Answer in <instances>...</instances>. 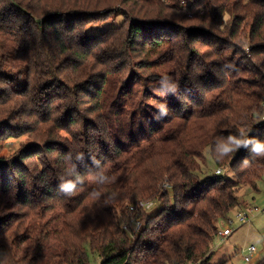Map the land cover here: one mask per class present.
Returning a JSON list of instances; mask_svg holds the SVG:
<instances>
[{
	"label": "trees",
	"instance_id": "trees-1",
	"mask_svg": "<svg viewBox=\"0 0 264 264\" xmlns=\"http://www.w3.org/2000/svg\"><path fill=\"white\" fill-rule=\"evenodd\" d=\"M176 12L214 33L181 40ZM263 108L264 0H0V113L39 148L0 155V264H207L264 176L252 145L220 148L264 141ZM207 159L231 178L205 176ZM152 196L156 228L128 208Z\"/></svg>",
	"mask_w": 264,
	"mask_h": 264
},
{
	"label": "rangeland",
	"instance_id": "rangeland-1",
	"mask_svg": "<svg viewBox=\"0 0 264 264\" xmlns=\"http://www.w3.org/2000/svg\"><path fill=\"white\" fill-rule=\"evenodd\" d=\"M167 15V14H166ZM170 17L164 18L170 20L172 23H175L179 28H181V40H184V32L190 31V29H203L205 31H210L214 33L212 25L205 22L204 20H198V18H191L189 15L183 14L182 12H176L174 16L168 14ZM120 21H116V25L120 24ZM111 22L109 21V24ZM103 28L101 27L100 30ZM99 30V28H98ZM191 34V33H189ZM188 34V35H189ZM219 35V33H218ZM183 36V38H182ZM190 37V35H189ZM264 109V108H263ZM8 112V111H7ZM14 115H6V113H0V122L3 120V124H8L9 122L14 123V125L5 127L7 131L10 130L9 137L6 138V141L3 143V148L0 151V155L5 158H9L14 155H18L24 150H26V154H30L35 152L34 148L31 149L33 141L36 140L34 135L36 134V130L32 129L31 125H28L26 122L25 116H21L14 111ZM264 115V113H263ZM1 126V125H0ZM42 130V128L40 129ZM28 133V134H27ZM8 134V133H7ZM25 147H29L24 149ZM215 166L213 165L210 159H207L206 165L204 166V175H214L215 174ZM222 171V170H220ZM223 178H231V175L227 171H222L221 175ZM258 193L253 192L249 188H242L239 191L240 204H246L245 206L255 207L253 211H248V223H239L236 218L237 211H233L229 215V219L232 221L231 228L233 229L232 234L228 238H220L217 236L215 238V242L212 248V254L207 261V264H220L222 262L227 261L228 264H253L248 263L244 260V252L243 250L250 246H256L258 250L259 257L264 255V204H260V200L264 198V176L261 181L258 183ZM168 197L171 196L170 191H168ZM148 199H156V204L154 205L155 210L150 209L146 211L150 214L153 223L151 226L155 228L157 225L161 224L162 217H154L157 216L158 212L156 211L161 205L160 201L156 197H150ZM170 203V202H169ZM166 205V204H165ZM168 205V204H167ZM170 205V204H169ZM163 205H161L162 207ZM242 213H247V208L241 209ZM145 212V211H144ZM139 221H142L141 218H137ZM220 226L224 224L223 228H226L227 223L225 221L219 222ZM132 225V224H131ZM142 226V224H141ZM128 228V227H127ZM130 230V229H128ZM221 230V228H219ZM139 234V233H138ZM138 234L131 236V238H135ZM129 235V233H128ZM130 236V235H129ZM140 246V244H139ZM91 264H98V260L96 258H91Z\"/></svg>",
	"mask_w": 264,
	"mask_h": 264
},
{
	"label": "built area",
	"instance_id": "built-area-1",
	"mask_svg": "<svg viewBox=\"0 0 264 264\" xmlns=\"http://www.w3.org/2000/svg\"><path fill=\"white\" fill-rule=\"evenodd\" d=\"M262 118H264V115L262 116ZM262 118H261V121L264 123V119H262ZM220 172H221L220 170H217L215 172V174L218 175V174H220ZM165 188H168V186L166 185ZM155 203H156L155 199H148L146 201H137L135 203L129 204L128 208L130 211L137 209V208H141L144 211H148L150 209L154 210ZM251 209L253 210L252 207H250V210ZM236 218H237V221L241 224L249 222L248 215L245 213H242V212H237ZM226 223H227L226 228H223V229L218 231V236L220 238H223V239L227 238L231 234V232L233 231V229L231 228V225H232L231 219H228ZM127 227L128 226H125V225L123 226V228L131 236H134V235L138 234L140 232V230L142 229L141 221H139L138 219H132L130 221L129 227L128 228ZM128 229H130V230H128ZM243 252H244V260L248 263L255 262L259 257L258 250H257L256 246L247 247L243 250Z\"/></svg>",
	"mask_w": 264,
	"mask_h": 264
},
{
	"label": "clouds",
	"instance_id": "clouds-1",
	"mask_svg": "<svg viewBox=\"0 0 264 264\" xmlns=\"http://www.w3.org/2000/svg\"><path fill=\"white\" fill-rule=\"evenodd\" d=\"M165 114H166V110ZM264 119V118H262ZM241 137L243 138H237L234 136H229L228 141L223 144L220 148V152L223 155H228L233 153L237 148L240 146H248L252 145V151L256 156L264 157V141L257 140L256 138H247V134L241 130ZM247 160H245L244 164L247 166ZM75 188V185L72 182H67L61 185L62 191L65 193L72 195L74 194L73 190Z\"/></svg>",
	"mask_w": 264,
	"mask_h": 264
},
{
	"label": "crops",
	"instance_id": "crops-1",
	"mask_svg": "<svg viewBox=\"0 0 264 264\" xmlns=\"http://www.w3.org/2000/svg\"><path fill=\"white\" fill-rule=\"evenodd\" d=\"M258 192H259V191H258ZM258 192H257V193H258ZM260 204H264V198H262V199L260 200ZM245 205H246V204H241V208L238 209L237 212H241V211H242L241 209L247 208V213H246V214H248V211H250V206H245ZM252 208L255 209V207H253V206H252ZM252 211H253V210L251 209V212H252ZM224 226H225L224 224H222L221 226H220V224H219V228H221V229H223ZM231 234H232V232H231ZM231 234H230V235H231ZM230 235H229V236H230ZM229 236H228V237H229ZM228 237H227V238H228Z\"/></svg>",
	"mask_w": 264,
	"mask_h": 264
}]
</instances>
